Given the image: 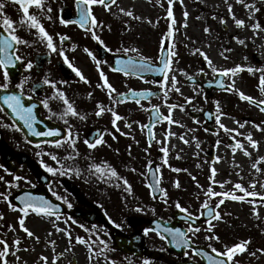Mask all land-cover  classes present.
<instances>
[{"label":"rangeland","instance_id":"374dc122","mask_svg":"<svg viewBox=\"0 0 264 264\" xmlns=\"http://www.w3.org/2000/svg\"><path fill=\"white\" fill-rule=\"evenodd\" d=\"M125 2H128V10H131L134 16L142 17L141 20L137 21L122 15L116 5H113L108 11L100 5L93 6V13L97 21L103 23L102 28L96 29L103 44L92 40L90 33L78 29L76 25L65 27L59 23L58 9L66 7L75 12L74 0H48L49 6L53 9L51 13L53 19L41 18V22L54 39L58 37L57 33L69 38V50L73 53L77 68L86 78L99 79L96 63L83 51L85 47L96 58L98 47L107 51L110 56L124 55L123 47H136L153 63H156L157 58L161 55L160 42L170 23L166 18V10L169 7L167 1L140 0L142 6L135 9L136 0H116L120 7ZM245 2H254L260 9L255 13L253 19L264 27V0H245ZM228 3L232 4L233 13L237 18L244 19L247 25L253 22L248 20V13L243 5L237 4L236 0H228ZM171 7L175 24L173 25L172 40L166 44L169 46L170 43L175 44V51L178 55L173 58L175 63L172 64V68L183 70V72L173 71L168 75L176 76L178 81L176 87L180 89V92L168 91V98L165 101L163 99L164 92L159 88L160 83H167L164 79L161 82H156L152 77H125L113 71L111 58L101 61V65L107 68L103 72L117 93L135 88L160 91V94L148 102L144 101L139 104L119 103L120 105H113L109 99L108 107H114V110L122 117L117 121L120 131H116L113 127L110 113H107L110 136L106 148L101 153L94 155L93 161L81 163L75 159H65L62 163V166L67 168L71 164L75 166L77 163L79 164V174H84L89 181L84 187L88 200L107 216L114 225L113 229L109 230L100 224L92 225L84 219L72 215L59 216L60 219L56 220L55 216L45 217L30 213L25 218V225L36 237H39V242H37L33 238H28L26 233L19 228L17 217L20 213L10 211L7 204L0 200V214L4 216V220L0 221V225H3L0 227V238L6 239L9 244L12 243L14 237L19 238L21 240L19 247L29 249L17 253L20 257L19 262L15 260V257L9 256L8 260L11 264H25V262L26 264H44L39 260L41 255L48 258L49 264L53 258H56V264H77V257L80 258L79 264H144L145 260L149 264H169L171 259L183 262L192 256L191 251H188V255L184 257L168 253L165 240L160 239L157 234H152L151 231L145 235L144 230L151 229L147 222L149 220H170L173 212L179 210L175 206L177 202L193 216L199 215L202 211L200 205L205 199L203 191L210 184L209 177L212 167L217 169L216 181H230V183L224 184L223 189L218 185H213L215 191H231L234 183H240L248 191L254 190L258 194L264 195V188L260 186L261 183H264V161L258 165L261 168L259 173L251 167L253 162L264 156V132H259L252 126L253 122L261 124L264 121V113L248 102L241 101L236 92L219 91L210 87L211 91L208 94L204 85L215 84L217 76H214L203 57L196 53V49L203 51L211 59L212 65L217 68H231L238 64L264 67V32L254 36L247 26L237 28L229 17L224 0H182V2L176 0ZM184 12L188 13L187 18L184 17ZM221 17L227 21L226 27L220 24ZM149 20L151 23L148 22ZM185 24L186 27H184ZM205 28L210 31L205 33ZM234 37L244 39L247 46L238 44L233 39ZM73 45H75L74 49ZM105 46L110 51L106 50ZM226 49H232V51L228 52ZM222 53L223 55H221ZM128 55L135 54L129 53ZM224 56H227L228 59H224ZM184 73L192 77L191 80L194 81V84H189L191 81L186 78ZM259 75L260 73L253 75L242 71L231 79L224 77L223 83L227 85L234 79L236 89L260 99L261 93L257 87ZM186 97L191 100V103L185 101ZM217 103L221 111L226 114L221 117L222 123L226 125V120H229L232 125H226L228 128H236L243 133L250 132L253 138L260 142L258 150L247 148L251 157L244 156L240 150H237L233 156L231 147H226L232 141L229 135L224 133L215 122ZM167 104L183 105V111L179 107L172 110V119L179 123L168 124L167 121H163L158 124L154 128L155 139L149 146L146 128L143 130L141 128L142 125H147L149 122L147 111L151 110L153 106H157L160 114L167 116ZM204 110L214 113L212 125L205 122ZM175 114L180 117L179 120L175 118ZM235 121L248 123H245L244 128H238ZM126 122L131 123L130 128L125 126ZM261 127H264V124H261ZM121 132L127 135H121ZM166 132L173 133V135H169L165 142ZM181 136L188 141L187 144L180 139ZM237 140L247 147V142L243 137H237ZM217 141H220L219 145H217ZM197 142L200 145L199 148L196 147ZM161 147L168 149L167 165L163 164L165 156L160 151ZM211 155H214L213 158ZM103 163L110 165L116 170L118 176L129 182L132 189L131 194L124 191L122 180L110 178L107 173L104 178H100L99 174H94V170L93 172L89 171L90 165H102ZM152 164H155L159 169L161 188L167 193V203H164V196L160 202L155 203L147 186L146 172ZM82 168L83 170H81ZM173 168L182 171L175 172L172 171ZM184 169L187 171H183ZM75 174L77 175V172ZM0 176L11 181L2 172H0ZM175 181L179 182V188L174 186ZM251 183L256 184L255 189L249 187ZM197 184L202 187H197ZM16 185L17 187L7 189L11 193L9 199L28 183L21 180ZM5 190V184L0 182V192H5ZM235 194L243 195L238 190L235 191ZM218 199L220 198H213L212 204L214 205ZM246 199L257 201L256 208L260 219L252 215V204L225 199L224 204L217 209L223 220L214 222L216 224L214 231L220 237V242L205 240L204 237L208 233L204 229L196 234L193 241H201L208 245L211 243L218 250H223L225 244L232 245L245 239L251 241L248 245L250 252L264 247V204L259 203L260 196L247 197ZM137 208L141 211H137ZM134 219L141 221L137 229L131 226ZM53 222L57 227L65 229L70 234L71 245L66 232H57L53 227ZM9 224L13 225L15 231H9L7 227ZM183 226L188 228L187 225ZM137 230L142 231L144 236L143 258L130 256L113 249L112 236L120 235V233L132 236ZM50 232L52 235H48ZM76 237L84 238L87 244L77 243ZM50 241H54L55 244L53 245ZM69 247H71L70 251L67 250ZM153 252L161 253V261H154L150 257ZM191 261L197 263L199 260L191 259ZM235 261L238 264H264V255L257 253L255 257H252L248 253H244L237 255Z\"/></svg>","mask_w":264,"mask_h":264},{"label":"snow or ice","instance_id":"6c2138e0","mask_svg":"<svg viewBox=\"0 0 264 264\" xmlns=\"http://www.w3.org/2000/svg\"><path fill=\"white\" fill-rule=\"evenodd\" d=\"M11 3L18 5L20 12L22 13V16L18 22H14L12 19H10L5 13L4 9L6 7L5 0H0V75L3 77V84H0V91L7 92L9 88V84L11 82V69L15 68L18 64L23 65L24 71H28L32 69L33 62L29 60L27 63H24V56L22 53V47L23 48H31L35 43H41L43 44L50 52L57 53L60 57L63 58V62L71 68V70L80 78V80L87 84L89 81L86 79V77L82 74V72L73 66V64L69 61V58L65 55V51L62 47L58 48L54 42V37L50 35L47 30L45 29L44 25L41 22V18L52 20L53 17L51 15L53 9L51 6H49L48 0H10ZM159 2V0H157ZM182 2V0H181ZM225 4L227 5V11L229 14V17L234 22L235 26L237 28H244L249 27L250 30L253 32L254 36L259 35L260 32H264V27L261 26V24L258 21H255L254 15L256 12H259V8L256 6L254 2L247 3L245 0H236L237 4L243 5V7L247 10L248 13V20L253 21L250 25H247L246 21L244 19L237 18L235 14L233 13V6L232 4L228 3V0H224ZM75 7H76V18L73 19H66L62 13L63 8L58 9V12L60 15L57 16V19L59 20V23L61 25H69L74 24L83 29L86 33L91 34V39L98 42L99 44H103V40L98 35L96 29L102 28L103 23L100 21H97L94 13H93V6L100 5L102 6L106 11L110 10L113 5H116L119 12L127 17H130L134 20H141L142 17L140 16H134L133 12L131 10H127L123 7H120L117 5L116 0H74ZM169 7L166 10L167 11V19L170 21L168 24L167 32L164 36V38L160 42V48H161V55L157 58V62L153 63L151 62L150 58L145 57L142 55L136 47H123L122 52L124 56H126V59H116L115 60V67L113 68V71H120L123 72L126 76L127 75H133L138 72H151L155 74H159L163 77L164 81L167 83H160L159 88L164 92L163 99L167 101L168 98V91H175L177 93L180 92V89L176 87L178 81L176 79L175 75L169 76V72L173 71H180L183 72V70L176 69L174 70L172 68V64L175 63L174 57L178 55V53L175 51V44L170 43V46L166 44V42H171L173 37V25L175 24V20L173 18V12H172V3L173 0H168ZM30 8H34L38 10V14L36 12H30ZM184 17L187 18L188 13H183ZM215 19V17H213ZM151 23V21H148ZM220 24L227 26V21L224 18H220L219 20ZM187 25L185 24L184 27ZM127 28V24L125 25ZM20 28H24L26 31H28L31 35H33L36 39L33 41H29L27 39H24L23 37L17 35V31ZM109 31L111 29L109 28ZM205 33L209 32L210 30L208 28L204 29ZM57 36L59 37L61 43L67 39H69L67 36L60 35L57 33ZM233 39L236 40V42L240 45L247 46L244 39H240L239 37H234ZM73 49L75 48V45L72 46ZM106 50L107 47L105 46ZM167 51V55H164L163 52ZM83 51L96 63L97 70L99 72V79L102 81V84H97V87L106 89V94L108 95L110 101L113 105L119 104L123 101L126 95H130L133 98H136V103H140L141 98H148L154 95L153 92L149 90H132L129 89V92L127 94L124 93H117V90L115 87L110 84L107 80V77L105 76L103 71L99 70V66L101 64V61L97 60V58L93 55V53L85 47ZM226 51L231 52L232 49H226ZM129 53H134L135 55L129 56ZM196 53H198L201 57H203L205 63L211 68L212 73L214 76L219 77H229L230 79L232 77H235L238 73L242 71H247L250 74L255 75L256 73H260L258 77V89L261 93V98L256 99L253 96L245 94L243 91L235 88V80L232 79L231 83L225 85L221 81H217L218 86L221 89H224L228 92H236V94L239 96V99L241 101H246L249 104L255 106L258 108V110L262 113H264V67H255L252 65H235L231 68H217L212 65L211 59L200 49H196ZM223 55V53L221 54ZM224 59H228L227 56L223 57ZM245 60H247V57H245ZM203 71V70H201ZM186 78L188 80H191V76H187L186 73H184ZM28 80V77H23L19 83L15 85L16 88H22L23 84L26 83ZM56 81H52L45 77L43 80V84L49 85L53 89V96L49 97L48 99H57L59 101H62L64 108L59 116L60 119L64 121L65 124H68V120L65 119V117L71 116L73 118H77L80 120H85L87 118L86 114H83L79 112L76 107L74 106V102H70L69 99L66 97L65 93L58 89L56 87ZM59 83H67V81H60ZM170 85V87H169ZM35 87L33 90H35ZM115 94V95H114ZM23 93L21 92L19 95L15 93H8L6 95L0 96V103H2L3 106L7 108V110L10 113L11 118L14 121H19L22 123L23 127L27 129L28 133L34 136H59V132L56 130H50L46 132H39L36 131L34 128V124L36 123V116L34 113V107L35 105L25 106V103L22 100ZM89 98H91V93H89ZM185 101L187 103H191V100L189 98H185ZM45 108H48V100L42 101ZM168 108V115L163 116L160 114L159 109L157 106H153L151 108V113L154 116L155 122H159L161 120L167 121L168 124H178V121H174L172 119V110L179 107L181 111H183V105H175V104H167ZM5 107H0V113H3L5 111ZM105 112L110 113L111 116V123L113 127L116 129V131H120L119 127H117V121L121 120L122 117L118 115V113L114 110V107H108L103 105L100 102H97L95 105V111L94 115L97 117L102 116ZM216 113L215 116V122L218 125L220 129L224 131V133L229 135L230 140L232 143L230 145H226V147H231L233 156L235 155L237 150H240L243 152L244 156L251 157V153L247 150L248 147H250L253 150H258L259 147V141L255 140L252 136V134L249 133H243L238 131L236 128H228L224 123L221 122V117L226 115L221 111V108L219 104L216 105ZM235 123L238 125V128H244L245 123L248 122H240L235 121ZM261 124H264V121L261 122ZM261 124H255L252 123V126L259 132H264V127H261ZM4 127H10L9 125H3ZM125 126L130 128L131 123L126 122ZM71 126L69 125V129ZM142 130L144 128H148V138L149 140L155 139V134L151 130V125H142ZM16 131H20L19 127H15ZM215 134V133H214ZM121 135H127L126 133L121 132ZM169 135H173V133L166 132L165 133V142L167 141V138ZM237 137H243V139L247 142V147L244 143L237 140ZM115 139V137H113ZM181 140H183L184 143H188L187 140H184V137H180ZM195 140V137H193ZM159 143V141H157ZM84 143L87 145L89 149H94L97 147V145L104 143L102 138L97 135V138L93 141L85 140ZM217 145L220 144V141L216 142ZM64 144L68 145V148L71 149L69 155L65 157V159H74L76 155H78L76 151V138L72 135L71 131L66 134V138L63 141L57 140L54 142V146L59 148L63 147ZM199 143H196V147L199 148ZM160 151L164 153L165 159L163 160V164L167 165V153L168 149L166 147H161ZM39 155V153H37ZM50 158L53 161H56L59 163L58 157L54 154H49ZM219 160V158H217ZM261 161H264V156L259 157L255 162L252 163L251 167L255 169L256 172H260L261 168L258 166ZM42 167H44L45 171L48 173H51L53 175L56 174V170L48 165H45L42 163ZM199 167V165H198ZM239 167V165H237ZM94 174H99L100 178H104L105 173L110 178H115L117 180H122L124 191L131 194L132 189L129 184V182L126 179H123L122 177L118 176L116 170L112 168L107 163L101 164H92L89 166V171L93 172ZM71 171V169H65L64 171H61L60 174L63 175L65 172ZM77 171V175H79V170ZM135 171V169H133ZM149 171L151 172V167L149 166ZM172 171L179 172L182 171L181 169L173 168ZM183 171H187L184 169ZM5 172L8 175H12L13 181H19L22 179H25L23 177H20L18 175H15L13 173L8 172L7 169H5ZM159 172V169H156L155 173H152V183L149 185L151 192L157 193L160 192L164 196V203H167V193L159 187L161 177L157 176L156 173ZM210 184L207 187L206 190L203 191L204 194V201L201 203L200 208L206 212V224L207 227L204 229L208 235H206L204 238L208 241H215L217 243L220 242V237L216 235L214 229L216 227L215 222H221L223 220V217L217 209L220 208L222 204H224L225 199H230L232 201H241L246 202L253 205L252 208V215L255 216L257 219H260L259 212L257 211L256 200H248L247 197H256L260 196L259 203L264 204V195H260L257 192L248 191L245 189L240 183H234L233 189L231 191H215L213 185H218L221 189H223L225 183H230V181H216L215 176L217 174V169L212 167L210 169ZM239 175V173H237ZM193 180H195V177H193ZM0 182H3L5 184V192H0V200L5 202L9 208L10 211L18 212L20 215L17 217V222L19 225V228L26 233V236L28 238H33L37 242H39V237H36L35 234L26 227L25 225V218L29 216L30 213H34L37 216H45V217H52L55 215L56 220H59L60 217L56 215V212L58 211L57 206L50 203L48 200H45L43 197H35L31 194H26L24 196H17L16 199L20 202L19 206L14 205L9 197L11 195L10 192L7 191L8 188L11 187H17L16 184H14L12 181H7L3 176H0ZM26 183L28 181L25 180ZM174 186L176 188H179V182L175 181ZM262 188H264V183H261L260 185ZM119 187V185H117ZM197 187H202L199 184H197ZM250 188L255 189L256 184L251 183L249 185ZM238 190L240 193H243V195H236L235 191ZM219 197L215 204H212L213 198ZM155 198V196L153 197ZM57 199H61L59 196H57ZM176 208L180 210L182 213H186V220L189 222L187 231H183L179 228H164L162 231H158L157 235L160 239L166 240V242H170L172 246L176 248H182L185 250H190L192 252L193 256H199L204 261H206V264H238V262L235 261V257L240 254L248 253L249 256L255 257L257 253H260V255H264V247L257 248L255 251H249L248 245L251 243L250 240L245 239L238 241L232 245H223V250H218L216 247H214L211 243H209L208 247L211 249V253H208L202 249L192 248L193 239L201 231V227L194 226L195 221L199 219L200 217H193V214L189 212L186 208H183L178 202L176 203ZM71 207V205H69ZM137 211H141V209L137 208ZM4 220L3 214H0V221ZM3 225H0L2 227ZM9 231H15V228L12 224H9L8 226ZM53 227L56 229L57 232L65 231V229H61L55 225L53 222ZM83 227V225H81ZM87 231V229H85ZM149 231H154V229H145V235ZM164 233L167 234L164 235ZM48 235H52V233H48ZM66 235L69 237V244L71 245V236L66 232ZM170 237V241H168V238ZM76 242L79 244H87V241L82 237H76ZM53 245L55 244L54 241H50ZM21 244V240L19 238L14 237L12 240V243L9 244V242L4 239L0 238V264H11V262L8 260L9 256L15 257V260L17 262L20 261V257L17 255V253L21 250L28 251L29 249L23 248L21 249L19 245ZM67 250H71V247H69ZM185 255H188V251H185ZM40 261H43L44 264H49L48 258L41 255L39 257ZM26 264V262H25ZM51 264H56V258H53L51 261ZM144 264H149L147 260L144 261Z\"/></svg>","mask_w":264,"mask_h":264},{"label":"flooded vegetation","instance_id":"af4514ba","mask_svg":"<svg viewBox=\"0 0 264 264\" xmlns=\"http://www.w3.org/2000/svg\"><path fill=\"white\" fill-rule=\"evenodd\" d=\"M5 2L6 7L4 13L14 22H18L22 16L18 5L11 3L10 0H5ZM29 11L38 14V10L34 8H30ZM17 35L29 41L36 39L24 28H20L17 31ZM54 42L58 48H63L69 61L77 68L75 64L76 60L73 58V53H71L68 47L70 43L63 45L60 43L59 37H55ZM22 53L24 56V63H27L29 60L33 62L32 69L24 71L22 64H18L15 68L11 69V82L8 91H0V96L8 93L19 95L22 92V100L25 106L35 105L34 113L36 116V123L34 127H38L39 132L56 130L60 135L40 136V142L32 143L27 140L21 131L15 130L17 126L6 111L0 113V172L4 173L14 184H17L21 180L13 181L12 175H8L5 169L10 173L25 178L22 180L28 181V185L21 188L46 190L54 200L60 201L66 205L68 210L65 216H75L74 212L77 209L84 208L83 205L86 202L90 203L87 192L84 189L89 181L84 174H75V172H77L75 170H78V168L80 169L78 163L76 166L71 164L69 168L62 166L63 160L69 155L71 149L68 148L67 144L57 148L54 146V142L57 140L63 141L70 130L72 135L76 138L75 147L78 155H76L74 159L81 163L88 162L89 160L93 161L92 157L101 153L106 148L110 136L107 112L100 117L95 116L93 113L97 102L108 106L109 97L106 94V89L102 90V88L97 87L98 83H103L100 79L86 78L89 83H83L71 68L63 62L62 57L57 53L50 52L43 44L37 42L31 48L22 47ZM104 55L105 56L102 58L99 53L98 59L100 61L108 59L109 54L105 52ZM99 70L106 71L107 68L100 64ZM23 77H28V80L23 84L22 88H16L15 85L19 83ZM45 77L57 82L56 87L65 93L70 102H74V106L79 112L87 115L85 120L68 116L65 117V119L68 120V124H65L64 121L59 118L64 105L62 101L57 99H48L53 96V89L49 85L43 84ZM60 81H67V83H59ZM3 83V77L0 75V84ZM34 86H36L35 90H33ZM89 93H91V98H89ZM46 99L48 100V108H45L42 103V101ZM0 107L5 106L0 103ZM5 109L7 110L6 107ZM3 125H9L10 127H4ZM69 125L71 126L70 129ZM96 128L99 129L97 135L100 137L101 134L100 138H102L104 143L97 145L94 149H89L84 141L88 140V136L91 134L92 130ZM90 139L93 141L96 138ZM37 153H39V155H37ZM49 154L56 155L59 163L53 161ZM42 163L54 168L56 174L53 175L45 171L44 167H42ZM65 169H71V171L61 175L60 172ZM81 170H83V168ZM40 175L47 176L48 178L43 177L40 180ZM66 181L72 182L80 189L82 192L81 200L64 186ZM57 196L61 199H57ZM69 205H71V207H69ZM206 227L207 225L201 227V230ZM193 243L198 246L209 248L207 243L201 241H193ZM191 259H198L199 261L197 263L203 262L200 257L193 255L185 261H191ZM174 261L175 260L172 259L170 263Z\"/></svg>","mask_w":264,"mask_h":264},{"label":"water","instance_id":"95a60500","mask_svg":"<svg viewBox=\"0 0 264 264\" xmlns=\"http://www.w3.org/2000/svg\"><path fill=\"white\" fill-rule=\"evenodd\" d=\"M168 1V0H167ZM175 0H173V3H174ZM172 3V4H173ZM66 19H73V17L71 16V13L65 9L63 14H62ZM164 54V53H163ZM117 59H126V57H117ZM133 75H137V76H141V77H146V76H153L154 79L160 81L163 77L159 74H155V73H151V72H138L136 74H133ZM224 78V77H222ZM223 80H221L222 82ZM220 88V87H219ZM220 90H222L220 88ZM157 95V93H154L153 96ZM125 98H129V99H136V98H133L131 97L130 95H126ZM150 97L148 98H141L140 100H149ZM150 114V117H151V123L149 125H151V130L153 129V127L158 123V122H155V119H154V116L153 114L151 113V111L149 112ZM203 114H209L211 115V113L209 111H204ZM163 121V120H161ZM159 121V122H161ZM207 122L212 125L213 124V119L212 117L207 119ZM16 124L18 125V127L20 128L21 131H23V133L26 135V137L28 139H31V138H34L33 135L29 134L27 129H25L22 125L21 122L19 121H16ZM156 172V168L155 167H152L151 168V172L149 171L148 172V181H149V184L152 183V173H155ZM156 175L158 176V173H156ZM67 186L74 192L75 195L77 196H80L81 193L76 189L74 188L72 185H70V183H66ZM160 187V185H159ZM26 194H31L32 196H35V197H43L45 200H48L50 203L54 204L57 206V209L58 211L56 212L57 213H60V212H63L61 211V209L59 207H61L62 205L57 203V202H54L52 201L48 195L44 192V191H31V190H23L21 191L19 194L15 195L12 197V201L15 202L17 204V206L20 205V202L16 199L17 196H24ZM161 193L160 192H157V193H154L153 196H155V200L158 201L161 197ZM90 209H91V212L90 213H83L82 211H78L76 214L79 215V216H82L84 217L86 220H88L89 222H91L92 224H95V223H101L107 227H111V225L109 224L107 218L101 214L95 207H92V206H89ZM173 221L174 223L172 224H169V223H165L163 221H159V220H152L150 221V224L152 226H154L155 228V231H162V229L164 228H179L180 229V225L183 221H187L186 220V215H184L183 213H180V212H176L173 216ZM206 221V212H203V215H202V218L201 219H197L195 221V224L194 226H200L202 225L204 222ZM136 226L138 225V223H135ZM164 235L167 236L166 233H164ZM168 241H170V237L168 238ZM114 243H115V246L114 248L116 250H119V251H122L126 254H129V255H133V256H137V257H140L142 258L143 255H144V249H143V235L141 232H137L136 234H134L133 236L131 237H126V236H122V235H116L114 237ZM169 244V247L170 249H174L175 251L179 252L180 254H184L185 252V249H182V248H176L174 246L171 245L170 242H168ZM193 249H196V248H199V249H202L208 253H211L209 250H207L206 248H201V247H194L192 246ZM159 254L157 253H154L152 255V258L154 259H159Z\"/></svg>","mask_w":264,"mask_h":264},{"label":"bare ground","instance_id":"6f19581e","mask_svg":"<svg viewBox=\"0 0 264 264\" xmlns=\"http://www.w3.org/2000/svg\"><path fill=\"white\" fill-rule=\"evenodd\" d=\"M140 6H142L140 0H136V2H135V4H134V8L136 9L137 7H140ZM122 7L128 10V8H129V7H128V2H125V3L122 5ZM175 118H177L178 120L180 119V117H179L177 114H175ZM226 125L231 126V125H232L231 121L226 120ZM183 126H184V125H183ZM76 263H77V264L80 263V258H78V257L76 258Z\"/></svg>","mask_w":264,"mask_h":264}]
</instances>
